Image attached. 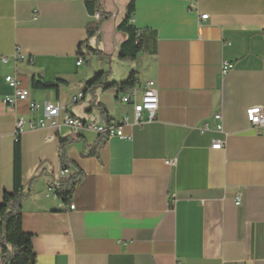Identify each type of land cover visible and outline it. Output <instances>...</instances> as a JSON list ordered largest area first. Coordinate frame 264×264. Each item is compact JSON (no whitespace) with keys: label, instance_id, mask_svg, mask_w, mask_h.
<instances>
[{"label":"crops","instance_id":"0c3cea01","mask_svg":"<svg viewBox=\"0 0 264 264\" xmlns=\"http://www.w3.org/2000/svg\"><path fill=\"white\" fill-rule=\"evenodd\" d=\"M87 1L0 0V58H8L0 60V203L14 188L16 121L43 116L31 103L99 124L132 117L125 93L87 90L100 73L127 81H115L124 70L137 73L140 88L156 82L159 109L154 121L126 129L130 140L75 136L65 126L21 136L23 227L36 264H264V127L247 118L252 107L264 112V0H134L141 49L130 62L119 60L127 36L118 26L132 0H96L100 11L91 12ZM90 25L87 45L100 54L81 58ZM17 52L26 59L15 61ZM223 61L234 64L226 76ZM9 75L29 89L16 112L3 103L14 93ZM33 78L63 82L34 89ZM216 141L224 147L212 149ZM62 167L66 203L50 187Z\"/></svg>","mask_w":264,"mask_h":264},{"label":"built area","instance_id":"2783aa9c","mask_svg":"<svg viewBox=\"0 0 264 264\" xmlns=\"http://www.w3.org/2000/svg\"><path fill=\"white\" fill-rule=\"evenodd\" d=\"M202 20H206L208 15H202ZM141 32H138V36ZM15 61H23L26 59L24 55L17 52L14 55ZM0 60L3 63L8 62V58L1 57ZM83 60L79 59L77 66H81ZM234 64L229 61H223L221 65V75L226 76L232 69ZM5 81L14 89L12 95L6 96L3 99L5 105L10 106L15 112L18 109V105L22 102H27L29 100V89H24L20 86V82L15 75H9L5 77ZM83 95H79L73 98V102H78ZM121 102L125 104H130L133 106V116H125L121 119H112L105 124H97L92 121H84L72 116L67 112L65 106L55 105L53 103H45L40 105L38 103L30 104V112L37 113L42 112L43 116L37 121H26L23 117H18L16 121L14 141L19 143L21 136L28 130L34 129H53L59 131L61 126L68 127L73 135L78 136L82 132H93L99 136L108 140L113 137H118L124 140H130L131 135L126 133L127 128H132L133 126H143L146 123L152 122L156 118V113L159 109V98L157 84L155 81H147L142 88L136 86L130 92L122 96ZM247 118L253 129L258 131V129L264 127V112L261 107L256 106L247 110ZM215 124V129L218 132L223 131L222 125V114L217 113L213 117ZM200 132L204 133L209 131V125L206 123L201 128ZM224 147V142L216 141L212 145V149L220 150ZM68 174V170L62 167L61 171L54 177L51 185V189L54 191L58 190L61 185V178ZM241 204V198L236 199L235 205L239 206ZM70 210H74L75 206L70 205Z\"/></svg>","mask_w":264,"mask_h":264},{"label":"trees","instance_id":"16d2710c","mask_svg":"<svg viewBox=\"0 0 264 264\" xmlns=\"http://www.w3.org/2000/svg\"><path fill=\"white\" fill-rule=\"evenodd\" d=\"M90 12L95 6L100 11V6L96 0L86 2ZM134 16V0L128 6V14L126 19L118 26V30L127 36L126 41L121 45L119 51V60L122 62L135 61L141 49V35L133 24ZM96 27L90 25L87 28L88 41L86 44L79 46V56L81 58L86 55H99L100 51L87 45L89 40L96 34ZM83 47L88 49L83 53ZM107 75L100 73L87 83V90L93 91L101 88L104 92L113 91L116 95L128 93L138 85L137 73L132 72L127 81L122 83H109L105 80ZM63 81L55 83H47L33 78L32 87L34 89H56ZM101 106V105H100ZM101 112L107 116L108 112L104 106H101ZM109 119L107 122H109ZM102 137V136H100ZM104 138V137H103ZM105 139V138H104ZM56 196L63 202H68L71 191L66 190L61 183V187L55 191ZM27 195L21 182L20 177V148L19 143L15 147V167H14V188L11 193H5L0 203V264H36V252L32 243V235L24 230L23 227V202Z\"/></svg>","mask_w":264,"mask_h":264},{"label":"rangeland","instance_id":"374dc122","mask_svg":"<svg viewBox=\"0 0 264 264\" xmlns=\"http://www.w3.org/2000/svg\"><path fill=\"white\" fill-rule=\"evenodd\" d=\"M126 68H127V65H124ZM123 66V67H124ZM125 68V69H126ZM110 69L108 68V71H109ZM116 70H117V68H116ZM131 74V73H130ZM123 75H124V70H119V72L115 75V81H120L121 82V80H123L124 78H126V79H128L129 77V74L126 76V77H123Z\"/></svg>","mask_w":264,"mask_h":264},{"label":"bare ground","instance_id":"6f19581e","mask_svg":"<svg viewBox=\"0 0 264 264\" xmlns=\"http://www.w3.org/2000/svg\"><path fill=\"white\" fill-rule=\"evenodd\" d=\"M81 60H82V59H81ZM137 86H138V85H137ZM133 89H134V88H133ZM157 90H158V89H157ZM129 92H130V91H129ZM125 94H126V93H125ZM125 94H124V95H125ZM80 95H83V94H80ZM78 96H79V95H78ZM82 98H83V96H82ZM82 98H81V99H82ZM121 98H122V97H121ZM158 98H159V97H158ZM81 99H80V100H81ZM80 100H79V101H80ZM22 103H23V102H22ZM76 103H77V102H76ZM132 107H133V106H132ZM111 120H112V119H111ZM92 122H93V121H92ZM95 123H96V122H95ZM97 124H99V123H97ZM104 124H105V123H104ZM51 185H52V184H51ZM50 187H51V186H50ZM60 187H61V185H60Z\"/></svg>","mask_w":264,"mask_h":264}]
</instances>
